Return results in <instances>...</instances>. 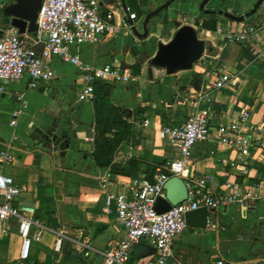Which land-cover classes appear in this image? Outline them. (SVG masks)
<instances>
[{"label":"crops","instance_id":"crops-1","mask_svg":"<svg viewBox=\"0 0 264 264\" xmlns=\"http://www.w3.org/2000/svg\"><path fill=\"white\" fill-rule=\"evenodd\" d=\"M10 1L0 0V36L12 27V17L3 13ZM167 1L100 0L102 13L114 10L120 30L81 48V58L87 63L127 65L134 74L128 83L109 85V101L132 124L130 136L118 146L109 166L99 167L93 159L94 98L80 101L81 78L74 65L54 57V81L35 89L24 76L0 93V148H10L16 155L4 172L23 187L17 198L21 214L39 222L31 226L25 259L21 258L19 220L11 219L10 232L0 233V264H102L99 251L125 235L115 204L107 203L108 195L134 180L151 179L156 165L177 157L176 147L160 136V130L181 125L200 96L211 101L215 132L194 146L189 172L209 176L214 191L238 194L242 203L207 211L204 228L189 226L183 231L175 240L170 264H217L220 260L224 264H264V147L260 146L264 139V56L254 52L257 36L242 44L217 31L263 23L264 0L251 14L259 0H209L204 6V10L243 16L241 21L206 13L201 9L203 0H173L152 17L150 34L138 37L132 27L142 33L146 15ZM126 7L137 16L133 23L129 20L130 27L122 22ZM214 22L215 28H210ZM183 25H192L206 42L204 56L191 69L167 74L156 68L150 78L148 60L156 54L157 43L169 42ZM35 35L24 32L29 38ZM221 67L238 71L240 78L225 89L207 87L208 71ZM19 95L21 100H17ZM19 107L17 123L10 125ZM245 107L250 108V116L238 132L235 126ZM52 122L57 132L68 134L64 153L31 138L36 128L46 129ZM221 128L234 139L241 135L248 154L223 143L216 132ZM154 255V248L141 240L129 264H145Z\"/></svg>","mask_w":264,"mask_h":264},{"label":"built area","instance_id":"built-area-1","mask_svg":"<svg viewBox=\"0 0 264 264\" xmlns=\"http://www.w3.org/2000/svg\"><path fill=\"white\" fill-rule=\"evenodd\" d=\"M126 12L127 17L122 22L130 27L129 20L137 16L128 7ZM36 24L37 33L31 38L24 36L14 26L0 36V93L4 92L8 83L16 82L24 76L28 77L29 86L35 89L54 81L56 71L51 65L54 57L77 68L81 78L80 101L93 100L98 82L128 83L134 78L133 70L127 65H96L81 58V48L85 44H97L120 30L114 10L108 8L102 13L100 0H41ZM217 31L223 33L227 40L242 44L257 36L262 47L259 43L253 44L254 52L256 56H264V22L243 24L225 31L218 28ZM208 75L206 86L215 89L232 87L240 78L238 71L227 67L208 71ZM21 99V95L17 96V100ZM210 102L209 98L200 96L194 111L181 125L164 126L160 130V136L176 147V158H168L163 164L156 165L151 179L144 177L141 181L134 180L125 184L123 190L108 195L107 203L115 204L125 235L120 239H112L99 251L102 264H129L132 250L141 240L146 241L155 251V255L145 264H170L176 238L189 228L186 220L189 211L206 208L209 212H215L233 203H242L238 194L214 191L210 187L209 176L189 172L194 146L209 140L215 132ZM20 113V107L13 111L10 125H16ZM249 116L250 108L245 107L240 123L235 126L238 132H241ZM217 130L223 143L248 154L245 144L241 143V135H236L234 139L226 129ZM260 146L264 147V139ZM15 156L10 148H0V233L7 235L11 219L17 218L19 234L23 240L21 258L26 259L31 226L39 222L21 214L17 198L23 187L4 172V166L12 163ZM172 176L183 179L187 197L169 210L158 212L155 208L157 199L166 197L164 185ZM217 264L224 262L220 260Z\"/></svg>","mask_w":264,"mask_h":264},{"label":"water","instance_id":"water-1","mask_svg":"<svg viewBox=\"0 0 264 264\" xmlns=\"http://www.w3.org/2000/svg\"><path fill=\"white\" fill-rule=\"evenodd\" d=\"M172 1L168 0L164 5L148 13L144 18L143 32L140 33L136 26H133L134 33L138 37H147L150 34V21L152 17L168 7ZM208 1L203 0L201 4V9L206 13H218L239 21L244 19L243 16L238 17L223 10H204V6ZM262 2L263 0H259L249 14L254 13ZM40 7L41 0H11L3 10V13L5 17H12L11 25L18 28L21 33L28 31L35 35L37 33L36 19ZM131 23H133L132 20ZM157 47L156 54L148 60L150 78H153L156 68L164 69L167 74L191 69L195 63L202 59L206 52V42L198 37L197 31L192 25L179 27L169 42H159L157 43ZM124 113L129 115L130 110L124 109ZM31 138L37 139L41 143L53 145L55 149L62 153H64L69 145L68 134L57 132L56 122L50 123L46 129L36 128ZM164 187L166 197H159L155 205L158 212L169 210L173 205L178 204L187 197V187L183 179L178 176H172L168 179ZM207 215L206 208L189 211L186 214L187 224L190 227L204 228L207 223Z\"/></svg>","mask_w":264,"mask_h":264},{"label":"trees","instance_id":"trees-1","mask_svg":"<svg viewBox=\"0 0 264 264\" xmlns=\"http://www.w3.org/2000/svg\"><path fill=\"white\" fill-rule=\"evenodd\" d=\"M215 26L214 22L209 27L214 29ZM109 85L103 82L96 83L94 93L96 120L92 155L99 167H106L112 163L116 149L130 136L132 129V124L124 119L122 109L109 101L107 97Z\"/></svg>","mask_w":264,"mask_h":264}]
</instances>
